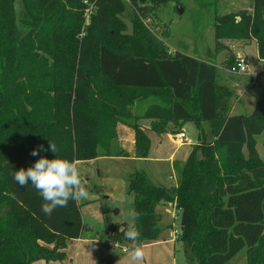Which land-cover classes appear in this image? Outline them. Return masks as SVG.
I'll return each mask as SVG.
<instances>
[{"label": "trees", "instance_id": "16d2710c", "mask_svg": "<svg viewBox=\"0 0 264 264\" xmlns=\"http://www.w3.org/2000/svg\"><path fill=\"white\" fill-rule=\"evenodd\" d=\"M83 1L0 0V264L62 261L67 242L91 231L77 200L45 215L37 190L18 186L13 171L41 157L81 163L126 157L117 124L133 132L134 157L146 159L151 143L143 121L158 135H177L192 123L197 139L187 160L173 164V188L153 184L143 172L129 178L140 245L160 241L156 209L174 204L189 264H226L245 247L247 264H264V161L256 149L264 97L251 114L232 115L234 93L221 84L216 65L169 53L144 26L149 6H180L178 0H130V34L119 19L122 0H87L95 4L88 25ZM251 1V12L215 15L214 39L217 46L254 40L264 61V0ZM194 3L209 6V0ZM49 142L57 153L30 154ZM118 236L128 242L124 232ZM114 245L104 243L107 250Z\"/></svg>", "mask_w": 264, "mask_h": 264}, {"label": "rangeland", "instance_id": "374dc122", "mask_svg": "<svg viewBox=\"0 0 264 264\" xmlns=\"http://www.w3.org/2000/svg\"><path fill=\"white\" fill-rule=\"evenodd\" d=\"M122 1L125 12L119 19L126 27L124 33L130 34L132 26L128 17L132 16L135 10L131 7V3ZM178 1L180 6L174 3L157 8L149 6L152 10L143 18L144 26L164 42L169 53L179 52L216 65L219 69L221 84L228 86L234 93L231 114H251L256 102L264 97V61L258 58L257 44L252 43L254 40H222L217 46L214 39V18L215 15L223 16L243 10L251 12L252 1L209 0V6L200 9L194 0ZM178 7L181 8L182 13L178 11ZM15 13L18 29L24 35L28 29L22 24L23 11L19 1L15 3ZM163 33H167V36L163 37ZM239 51H242L244 55L237 57L236 54ZM215 53L216 57H214ZM240 58L246 61L247 72L244 74L231 72ZM230 61H233L232 66H228ZM146 124L149 125V122L147 121ZM203 130L208 132L206 124H203ZM182 131L185 134V142L196 143L197 130L192 123H187ZM146 134L151 143L149 156L146 159L124 164L115 159L99 161L92 166H77L84 186L89 192L87 199L78 200L84 224L91 229L90 233H84L82 238L89 240L95 237L97 242L89 243L79 252L75 245L70 246L67 243L64 250L65 259L62 261H37L34 262L35 264L39 262L44 264H187V255L184 253L183 245L178 241L181 232V212L177 211L171 217V213L174 212L171 209L168 213L162 212L159 223L163 230L161 239H174V231H177L178 235L173 244H164L159 248L166 251L163 263L153 258L154 252L151 248H147L149 246L143 247L145 258L137 262H132L127 253L122 251L125 247L130 248V242L119 240L118 235L123 232L121 229L135 228L134 197L129 192L128 172H143L153 184L157 185L161 182L172 187L173 180L169 179V176H175V171L168 161L169 157L174 156L173 162L183 164L192 151L190 144L178 146L174 139L175 135H171V139L168 135H158L147 129ZM256 143L257 152L264 161V133L256 137ZM119 150L123 151L120 148ZM85 178L88 179L87 182ZM107 239L115 243L109 251L103 247ZM247 254L248 249L245 247L226 264H247Z\"/></svg>", "mask_w": 264, "mask_h": 264}, {"label": "clouds", "instance_id": "9594fccd", "mask_svg": "<svg viewBox=\"0 0 264 264\" xmlns=\"http://www.w3.org/2000/svg\"><path fill=\"white\" fill-rule=\"evenodd\" d=\"M46 151L57 153V145L49 142L48 148H45L41 144L30 154L38 156L39 153ZM12 177L20 187L28 184L34 186L44 201L41 210L48 216H51L58 207H67L70 200H83L89 197V192L84 186L75 161L41 157L27 170L24 168L14 170ZM7 195L15 198L12 193ZM121 231L124 232L125 240L130 242V248H124L130 260L132 262L142 261L145 258V252L139 243L140 232L134 227H129L127 230L121 229Z\"/></svg>", "mask_w": 264, "mask_h": 264}, {"label": "crops", "instance_id": "0c3cea01", "mask_svg": "<svg viewBox=\"0 0 264 264\" xmlns=\"http://www.w3.org/2000/svg\"><path fill=\"white\" fill-rule=\"evenodd\" d=\"M253 42H255V41H252V43ZM241 54H243V52L242 51H239V52H237L236 56L237 57H241ZM258 74H260V73H258ZM141 124L143 126H145L146 129L148 130L149 127L146 124V121L141 122ZM181 132H183V131H181ZM116 134H117V143H118V146H119V148L121 150H123V151H125V153H127V156L126 157H114V158L99 157V158H97V159H95L93 161L87 162V163L76 162L77 166L78 165L92 166V165L98 163L99 161H107V160H112L113 161L115 159L119 160L122 164L127 163V162L128 163H134V162H137V160H140V159H136L134 157V134H133V132L128 127H126V126H124L122 124H117V126H116ZM164 135H168V137L172 139V136H171L172 134H164ZM185 143L186 144H190L191 150H192L193 146L195 145V142L194 143H192V142H185ZM99 152H101V151H99ZM168 161L172 164V167H173V164L176 163V162H173L174 161V156H170L169 159H168ZM133 173H134L133 171L128 172V174H127L128 175V180H129V178L131 177V175ZM170 177L173 178L172 179L173 180L172 187H168V186L162 184L161 182H158L159 184L156 182L157 185L162 186V187H165L167 189L173 188L174 185H175L174 184L175 183L174 182L175 181V176H173V177L172 176H169V179H170ZM84 180H85V182L88 181L87 178H85ZM77 204H78V200H77ZM78 206H79V204H78ZM169 209H171L172 211H174V212L171 213V217L174 216L177 211H179V210H177L175 208V205L174 204H161V205H159L157 207L156 211L161 216V219H162V212L163 211H166V213H168L169 212ZM83 223H84V221H83ZM162 235H163V232H161L160 241L159 242H157L155 244L145 245V246H149L147 248H151L153 250V252H154L153 258L156 259V261L159 260V261H161L163 263V257H166V255H165L166 254V251L165 250H160L159 248L162 247L164 244H173L174 239L165 240V239L162 238L163 239L162 240L161 239V236ZM91 242L92 243H95V242H97V240L96 239L86 240V239H84V238L81 237L80 239L73 240V241H69L67 243H69L70 246H74L75 245L76 248L78 249V252H79V250L82 247L87 246ZM105 242H110V240L107 239V241H105ZM104 243H103V247H104L105 250H107L106 247L104 246ZM145 246H142V247H145ZM182 248H183V246H182ZM107 251H109V250H107ZM184 253H185V251H184ZM38 264H44V263L43 262H39ZM187 264H188V260H187Z\"/></svg>", "mask_w": 264, "mask_h": 264}, {"label": "built area", "instance_id": "2783aa9c", "mask_svg": "<svg viewBox=\"0 0 264 264\" xmlns=\"http://www.w3.org/2000/svg\"><path fill=\"white\" fill-rule=\"evenodd\" d=\"M125 2H127L128 4L130 3L129 0H124ZM83 4L85 5V10H84V18H85V24L88 25L90 16L94 13L95 11V4L94 3H90L87 0L83 1ZM83 35V33L81 34V36ZM231 72L233 73H238V74H244L247 72V63L244 59L240 58L238 60V62L236 63L235 67H233L231 69ZM175 142L177 143L178 146H181L185 143L184 139H185V134L183 132L178 133L177 135L174 136ZM170 179H173L170 177ZM174 235L175 238L174 240L177 238V231H174ZM123 252L124 249H122Z\"/></svg>", "mask_w": 264, "mask_h": 264}, {"label": "water", "instance_id": "95a60500", "mask_svg": "<svg viewBox=\"0 0 264 264\" xmlns=\"http://www.w3.org/2000/svg\"><path fill=\"white\" fill-rule=\"evenodd\" d=\"M178 11L180 12V13H182V10H181V8L180 7H178ZM118 211H116V213H117Z\"/></svg>", "mask_w": 264, "mask_h": 264}]
</instances>
